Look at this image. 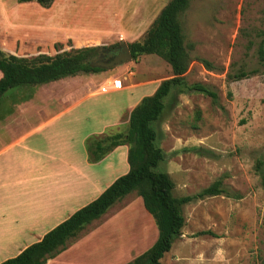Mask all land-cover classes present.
Segmentation results:
<instances>
[{"label":"rangeland","instance_id":"374dc122","mask_svg":"<svg viewBox=\"0 0 264 264\" xmlns=\"http://www.w3.org/2000/svg\"><path fill=\"white\" fill-rule=\"evenodd\" d=\"M167 1L54 0L43 7L36 0H0V49L31 58L86 46L127 44L143 37ZM181 18L186 41L194 44L192 55L220 68L209 71L193 61L185 83L203 84L217 97L213 103L204 93L180 86L164 98L163 112L153 123L156 145L164 154L155 170L169 173L175 196L194 194L222 178L241 198L215 195L183 205L181 235L161 261L260 264L264 189L255 165L262 160L264 170V68L256 55L261 38L256 34L264 27V0H191ZM240 67L255 68L258 73L228 81L227 71ZM170 76L166 61L156 54H143L97 73L81 72L34 87V109L25 116L34 123L82 99L55 123V133L62 136L55 135L51 147L74 150V144L82 150L90 138L115 133L117 115L128 121L132 103L136 106ZM114 78H119L122 88L86 96L102 87L118 88ZM29 93L27 89L22 94ZM47 105L49 111L44 108ZM126 128L127 123L117 129L124 132ZM119 147V151L127 149V145ZM126 171L114 168L101 189ZM156 237L154 221L132 192L88 224L48 264H123L150 247Z\"/></svg>","mask_w":264,"mask_h":264},{"label":"trees","instance_id":"16d2710c","mask_svg":"<svg viewBox=\"0 0 264 264\" xmlns=\"http://www.w3.org/2000/svg\"><path fill=\"white\" fill-rule=\"evenodd\" d=\"M53 1L36 0L43 7H48ZM190 1L168 0L143 37L127 43L132 60H137L143 54H156L169 64L171 76L161 80L152 94L144 96L132 108L126 131L115 132L104 138H90L87 142L89 158L94 161L101 159L119 145H127V171L113 180L95 199L48 230L38 241L1 261L0 264H46L49 259L65 249L66 245L74 241L88 224L132 192L141 198L144 209L152 217L157 227V237L150 247L124 264H162L161 259L171 250L173 242L181 235L185 224L183 205L215 195L241 198L240 193L232 192L223 184L222 178L215 179L194 194L175 196L174 181L169 173L155 170L158 163L162 162L164 154L156 145L157 133L153 123L163 112L164 98L168 97L172 89L180 86L186 87L189 91L204 93L213 103L217 97L214 91L203 84L186 85L185 83L186 72L193 61L201 63L209 71L220 69L208 59L191 53L194 44L186 41L181 18ZM256 35L261 37L257 43L256 55L264 68V27ZM252 43L250 41L249 45ZM95 49V46H86L54 55L38 54L31 58L0 49V99L12 88L40 85L81 72L97 73L106 69L95 66L88 59ZM256 73L258 69L248 70L240 67L236 71H227L226 79L236 81L249 78ZM227 95L231 97L230 92ZM262 166L263 161L257 160L255 169L260 175L264 189ZM260 264H264V258Z\"/></svg>","mask_w":264,"mask_h":264},{"label":"crops","instance_id":"0c3cea01","mask_svg":"<svg viewBox=\"0 0 264 264\" xmlns=\"http://www.w3.org/2000/svg\"><path fill=\"white\" fill-rule=\"evenodd\" d=\"M116 79L118 83L114 85L118 88L110 85L104 92L97 89L86 96L122 88L119 78H114L113 82ZM36 86L39 85L9 89L0 99V262L38 241L48 230L95 199L108 186L101 189L103 182H109L107 174L114 168L122 171L128 168L127 149L119 151V146L124 145L96 161L89 159L86 144L82 150H76L74 144V150L64 146L60 150V145L56 150L51 148L55 135H61L55 133V123L83 101H72L57 113L30 123V117L25 115L34 109ZM27 89L30 93L23 95ZM27 105H31L30 108ZM117 118L114 120L116 130L112 131L119 132L117 128L128 121L120 120L119 115ZM87 199L90 201L86 203Z\"/></svg>","mask_w":264,"mask_h":264},{"label":"flooded vegetation","instance_id":"af4514ba","mask_svg":"<svg viewBox=\"0 0 264 264\" xmlns=\"http://www.w3.org/2000/svg\"><path fill=\"white\" fill-rule=\"evenodd\" d=\"M121 44L122 43H119L111 47H108V46L97 47L95 51L90 54L88 59L95 66L101 67L104 64L111 62L114 59V57L117 56L122 51Z\"/></svg>","mask_w":264,"mask_h":264},{"label":"water","instance_id":"95a60500","mask_svg":"<svg viewBox=\"0 0 264 264\" xmlns=\"http://www.w3.org/2000/svg\"><path fill=\"white\" fill-rule=\"evenodd\" d=\"M121 45H122V51L117 56H115L114 59L111 62H109L107 64H104L101 67H103V68H111V67H114V66H116L118 64L123 63L126 60H131L132 59L130 51H129L127 45L125 43H122Z\"/></svg>","mask_w":264,"mask_h":264},{"label":"built area","instance_id":"2783aa9c","mask_svg":"<svg viewBox=\"0 0 264 264\" xmlns=\"http://www.w3.org/2000/svg\"><path fill=\"white\" fill-rule=\"evenodd\" d=\"M105 90H106V87H102V88H101V91L104 92Z\"/></svg>","mask_w":264,"mask_h":264}]
</instances>
